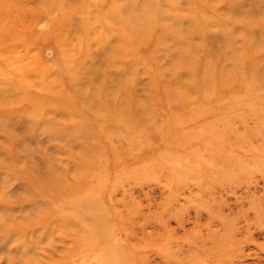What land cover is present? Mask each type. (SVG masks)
I'll return each instance as SVG.
<instances>
[{"label": "rangeland", "instance_id": "1", "mask_svg": "<svg viewBox=\"0 0 264 264\" xmlns=\"http://www.w3.org/2000/svg\"><path fill=\"white\" fill-rule=\"evenodd\" d=\"M0 264H264V0H0Z\"/></svg>", "mask_w": 264, "mask_h": 264}]
</instances>
